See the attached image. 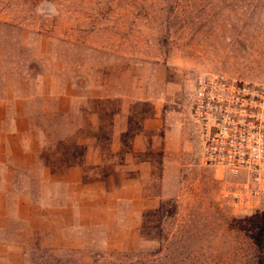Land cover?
Returning a JSON list of instances; mask_svg holds the SVG:
<instances>
[{
	"label": "rangeland",
	"instance_id": "1",
	"mask_svg": "<svg viewBox=\"0 0 264 264\" xmlns=\"http://www.w3.org/2000/svg\"><path fill=\"white\" fill-rule=\"evenodd\" d=\"M202 73L264 81V0H0V264H264Z\"/></svg>",
	"mask_w": 264,
	"mask_h": 264
},
{
	"label": "built area",
	"instance_id": "2",
	"mask_svg": "<svg viewBox=\"0 0 264 264\" xmlns=\"http://www.w3.org/2000/svg\"><path fill=\"white\" fill-rule=\"evenodd\" d=\"M191 118L205 167L239 181L235 206L254 207L264 186V81L202 73L194 84Z\"/></svg>",
	"mask_w": 264,
	"mask_h": 264
},
{
	"label": "crops",
	"instance_id": "3",
	"mask_svg": "<svg viewBox=\"0 0 264 264\" xmlns=\"http://www.w3.org/2000/svg\"><path fill=\"white\" fill-rule=\"evenodd\" d=\"M124 111V110H123ZM129 116L128 117H123V119L121 120L122 121V125H120L119 124V120H117V124H116V126H117V128H119V133H121L122 134V132L123 133H126V132H128L129 131V126H130V124H129ZM122 128V129H121ZM121 134H119V135H121ZM135 134H137V133H135ZM134 134V135H135ZM139 136V135H138ZM138 136L137 135H135L134 136V142L138 139ZM137 146L136 145H134V147L132 148V150H131V152L132 153H134V152H136L137 151V148H136Z\"/></svg>",
	"mask_w": 264,
	"mask_h": 264
}]
</instances>
